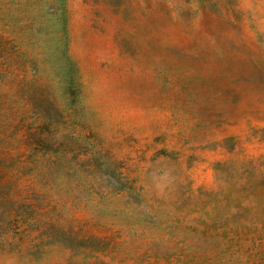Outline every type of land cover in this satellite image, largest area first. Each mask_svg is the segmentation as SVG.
Returning <instances> with one entry per match:
<instances>
[{"label": "rangeland", "instance_id": "obj_1", "mask_svg": "<svg viewBox=\"0 0 264 264\" xmlns=\"http://www.w3.org/2000/svg\"><path fill=\"white\" fill-rule=\"evenodd\" d=\"M0 264H264V0H0Z\"/></svg>", "mask_w": 264, "mask_h": 264}]
</instances>
